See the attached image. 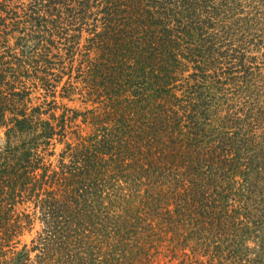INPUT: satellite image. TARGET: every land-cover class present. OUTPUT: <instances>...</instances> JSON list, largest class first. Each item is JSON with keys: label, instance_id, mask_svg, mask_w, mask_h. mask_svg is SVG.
<instances>
[{"label": "trees", "instance_id": "obj_1", "mask_svg": "<svg viewBox=\"0 0 264 264\" xmlns=\"http://www.w3.org/2000/svg\"><path fill=\"white\" fill-rule=\"evenodd\" d=\"M216 1L0 0V264H264V83L227 61L264 0Z\"/></svg>", "mask_w": 264, "mask_h": 264}, {"label": "rangeland", "instance_id": "obj_2", "mask_svg": "<svg viewBox=\"0 0 264 264\" xmlns=\"http://www.w3.org/2000/svg\"><path fill=\"white\" fill-rule=\"evenodd\" d=\"M223 1H225V0H217L215 2V5L218 6V4H222ZM259 15H263L264 16V11H262V9L259 10ZM87 35L88 34L86 33L85 34V38L83 39L82 45H84L85 39H86V36ZM242 42H243V44H245L246 43V38L239 37V43H242ZM248 51H249V53L251 52L250 54L247 53L248 55H246V53L244 54V53L241 52V53H239L236 56V58H227V61L230 64L231 60H240V59H243L245 61V59H246L247 66H250V67L254 68V70H252V72H256L258 74L257 75L258 76V84H262V82L264 83V59H259L257 61H254V60L250 59L254 55V54H252L253 52L250 49ZM55 52H56V54L58 53L57 50ZM259 53H261V54L264 53V45H263V48L261 49V51H259ZM62 54H65V52L63 51ZM63 58L65 60L62 59V58L60 60L59 59L57 60V62L60 61L63 64L62 65L63 67L57 66L58 70H55V72H57L58 75H61L64 78L63 81H62V83L58 87V89H57L58 91L56 93V96H57L56 100H57L58 106L60 108H56L54 111H51L50 112V114L55 113L57 116H59L60 114L64 113V110H67V109L79 110V111H83V110L86 109V105L84 104L83 99H82V97L80 95H73L70 98H63L62 97V94H63L62 90L64 88V85L66 86V84L68 82H73L75 84V86H77V87L80 86V88H82V85L81 84H78V81L76 79V77L78 76V74H77L75 68L73 69V66L74 65H72V62L70 61V59L68 57H63ZM263 58H264V55H263ZM257 62L260 63V65H261V67H260L259 70H257L255 68V64ZM251 63H253V65H250ZM229 64H222V67H224V70H226L225 68L228 67ZM72 71L74 73H71ZM191 72H193V67L192 66L190 68V72L189 73H191ZM189 73H186V75H188ZM48 93L49 92H47L44 88H43V90L42 89L36 90L35 91V94L33 95L34 96V101H33V103L31 105L32 106H37L38 104H41L46 99L49 100V101H51L52 100V97H50L48 95ZM44 108H48V107L44 106ZM78 123L81 124V122H78ZM83 126L85 128L84 129V134H87L90 131V128L88 126H85V125H83ZM73 139H74V137H73ZM68 140L71 141L72 139H69L68 138ZM5 143H6V129H0V148L3 147L5 145ZM64 146H65V144L58 143L57 144V147H56V153L59 154L64 149ZM57 158L58 157L54 156L53 157V160H55V162H56ZM39 228H40V225L37 224L36 229L34 230V232L32 234L28 233L25 236V238H24L23 241L31 244V240L35 236L36 231ZM34 255L35 254H33V256ZM168 261H169V258L161 257L160 264H167ZM178 262L179 261H174V264H177Z\"/></svg>", "mask_w": 264, "mask_h": 264}]
</instances>
